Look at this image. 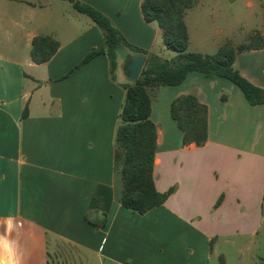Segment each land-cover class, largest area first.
Returning <instances> with one entry per match:
<instances>
[{
  "label": "crops",
  "instance_id": "0c3cea01",
  "mask_svg": "<svg viewBox=\"0 0 264 264\" xmlns=\"http://www.w3.org/2000/svg\"><path fill=\"white\" fill-rule=\"evenodd\" d=\"M79 1L106 15L132 46L176 56L165 49L157 23L145 21L143 0ZM184 20L188 52L211 55L225 44L247 43L254 33L264 39V0H197ZM78 23L56 0H0V32L14 39L9 30H15L26 45L15 57L0 48V236L15 247L19 264L23 246L44 257L49 241L110 264H247L252 246L246 241L264 229V104L251 106L231 81L198 73L151 91L155 186L174 192L144 215L126 209L114 151L131 83L122 70L127 57L118 60L114 76L104 54L73 70L105 47L93 21ZM38 36L60 43L44 64L30 57ZM235 68L264 89V47L239 52ZM188 94L208 109L202 147L184 145L171 117L172 102ZM101 186L111 188L113 201L106 225L97 227L86 217L102 216L99 205L91 209Z\"/></svg>",
  "mask_w": 264,
  "mask_h": 264
},
{
  "label": "trees",
  "instance_id": "16d2710c",
  "mask_svg": "<svg viewBox=\"0 0 264 264\" xmlns=\"http://www.w3.org/2000/svg\"><path fill=\"white\" fill-rule=\"evenodd\" d=\"M70 2L81 14L88 16L100 29L105 47L91 51L73 70L90 62L96 56L107 55L110 72L114 76L119 67L118 50L126 48L133 54L146 56L144 68L136 82L125 86L126 96L119 116L115 137L114 169L122 182L120 203L126 209L144 215L162 206L174 192L157 191L154 181V163L157 151V127L151 119V91L162 86H179L191 73L209 78H225L243 92L251 106L264 104V89H261L235 68L239 52L259 50L264 47V39L259 33L251 35L247 43L237 48L231 44L221 46L215 54L188 52L189 33L184 20L185 12L197 4V0H143L141 10L148 23H157L163 31V44L166 50L176 53L165 59L149 53L127 42L112 21L99 10L79 0ZM60 48V43L50 36H38L32 41L30 57L36 64L50 61ZM172 119L183 132V144L204 146L208 141V109L194 94L176 98L170 109ZM27 116V108L23 117ZM113 201L111 188H98L91 209L100 208L101 217L87 220L104 227ZM222 198L217 202L220 205Z\"/></svg>",
  "mask_w": 264,
  "mask_h": 264
},
{
  "label": "rangeland",
  "instance_id": "374dc122",
  "mask_svg": "<svg viewBox=\"0 0 264 264\" xmlns=\"http://www.w3.org/2000/svg\"><path fill=\"white\" fill-rule=\"evenodd\" d=\"M56 3L57 5L63 6L65 14H68L73 22H80L78 23V27L80 26L82 28L86 22L92 23V20L88 16L79 13L70 2L56 0ZM9 32L14 33V39L4 31L0 32V48L11 57H15L25 52L26 45L25 41H19V36L15 30L10 29ZM127 53V49L121 47L117 52L118 60L120 61L126 58ZM246 244L252 246V251L249 249L244 254V259L247 264H264V229L253 242L248 237ZM47 253L49 255L47 254L43 257L42 253L36 252L35 247L27 249L26 246H23L22 264H47L46 261L49 264H110L108 262L103 263V260L95 254L81 252L78 249L62 243L56 244L54 241H49ZM225 253L229 258L235 259V257H232L234 255L233 253L228 251Z\"/></svg>",
  "mask_w": 264,
  "mask_h": 264
},
{
  "label": "water",
  "instance_id": "95a60500",
  "mask_svg": "<svg viewBox=\"0 0 264 264\" xmlns=\"http://www.w3.org/2000/svg\"><path fill=\"white\" fill-rule=\"evenodd\" d=\"M146 56L143 54H131L127 56L122 65V70L129 82H136L144 68Z\"/></svg>",
  "mask_w": 264,
  "mask_h": 264
},
{
  "label": "clouds",
  "instance_id": "9594fccd",
  "mask_svg": "<svg viewBox=\"0 0 264 264\" xmlns=\"http://www.w3.org/2000/svg\"><path fill=\"white\" fill-rule=\"evenodd\" d=\"M15 244V241H12ZM0 264H19V259L15 253V247L9 243V239L0 236Z\"/></svg>",
  "mask_w": 264,
  "mask_h": 264
}]
</instances>
